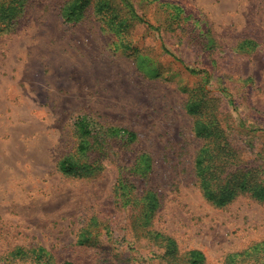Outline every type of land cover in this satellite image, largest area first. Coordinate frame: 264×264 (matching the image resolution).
I'll use <instances>...</instances> for the list:
<instances>
[{
  "label": "rangeland",
  "instance_id": "374dc122",
  "mask_svg": "<svg viewBox=\"0 0 264 264\" xmlns=\"http://www.w3.org/2000/svg\"><path fill=\"white\" fill-rule=\"evenodd\" d=\"M74 1L0 0V264H264V198L219 205L196 169L221 145L264 178V0ZM79 116L137 137L80 153Z\"/></svg>",
  "mask_w": 264,
  "mask_h": 264
},
{
  "label": "trees",
  "instance_id": "16d2710c",
  "mask_svg": "<svg viewBox=\"0 0 264 264\" xmlns=\"http://www.w3.org/2000/svg\"><path fill=\"white\" fill-rule=\"evenodd\" d=\"M128 2V0H123ZM85 0H75L70 8L69 15H73L79 11ZM129 3V2H128ZM131 5V4H130ZM9 12L4 10L3 14ZM8 11V12H7ZM189 111L192 114L199 113V105L196 102L190 103ZM92 122L87 116H79L75 122V130L79 137L77 149L80 153H85L89 149V142L103 143V137L106 133L115 135H127L131 141L136 139L137 134L134 131L123 127H110L104 133L98 134L97 129L93 128ZM208 125H201L200 122L196 125L198 134H204L207 131ZM92 140V141H91ZM235 160L232 150L227 146H217L213 148H205L202 150L196 161V169L200 178V185L207 199L214 201L219 205H224L234 198L239 192H251L253 196L264 198V178L263 170L259 171L256 167L249 168H233ZM94 162L89 163L75 157L74 155L66 156L59 161L58 168L64 174L85 175L91 173ZM123 188H126V183L121 182ZM144 198V197H142ZM144 203L145 210L143 212L144 219H149L157 208V199L155 196H147ZM126 205L128 200H124ZM155 239L161 244L165 250L163 257L166 259L177 258L180 254L177 241L161 232H157ZM249 253V252H246ZM189 264H199L203 262L205 256L198 249H191L186 254ZM245 260V258H244ZM242 262V261H240ZM65 264H72L66 262ZM236 264V263H235Z\"/></svg>",
  "mask_w": 264,
  "mask_h": 264
}]
</instances>
